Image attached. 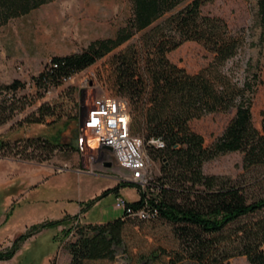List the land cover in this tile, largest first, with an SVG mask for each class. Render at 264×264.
Returning a JSON list of instances; mask_svg holds the SVG:
<instances>
[{
	"label": "rangeland",
	"instance_id": "obj_1",
	"mask_svg": "<svg viewBox=\"0 0 264 264\" xmlns=\"http://www.w3.org/2000/svg\"><path fill=\"white\" fill-rule=\"evenodd\" d=\"M200 12L222 19L228 30L242 39L236 55L221 70L244 85L252 97L251 124L258 129L259 111L264 105V53L256 0H204ZM130 16L129 0H51L0 26V101L12 102L13 106L0 123V140L4 142L0 148V251L9 249L14 239L29 232L33 224L61 219L60 224L40 229L20 241L13 255L1 259L0 264H67L65 244L74 239L76 225L103 219L102 210L109 211L116 196L134 200L138 192H157V186L164 182L156 152L145 146L154 186L145 190L127 186L126 172L109 158L100 162L89 146L88 133L80 129L92 98L122 97L111 95L108 90L103 64L112 54L135 43L140 32L131 33L120 45L56 86L44 89L32 81L50 58L79 53L94 40L113 37ZM165 56L187 73L198 71L211 60L204 47L191 40ZM13 80L18 84L9 99L3 90ZM39 104L49 108L44 124L33 123ZM232 114L208 113L191 119L188 125L207 146ZM43 136L63 145L43 143ZM201 171L239 184L247 196L264 195V164L242 168L238 151L203 161ZM114 186L118 187L110 190ZM123 187V195L117 193ZM97 200L98 205L93 206ZM172 230V225L159 218L124 220L113 259L84 264H142L141 258L154 249L177 248ZM261 247L264 249V243ZM165 262L166 257L161 255L149 264ZM226 264L248 263L243 256H233Z\"/></svg>",
	"mask_w": 264,
	"mask_h": 264
},
{
	"label": "trees",
	"instance_id": "obj_2",
	"mask_svg": "<svg viewBox=\"0 0 264 264\" xmlns=\"http://www.w3.org/2000/svg\"><path fill=\"white\" fill-rule=\"evenodd\" d=\"M49 1L0 0V26ZM129 2L131 16L113 37L94 40L79 53L50 58L32 81L44 89L56 86L120 45L131 33L140 32L135 43L108 57L103 72L111 95L127 100L130 133L144 141L150 137L162 140L163 148H147L156 152L167 184L160 183L157 192L146 195L147 191H142L136 199L125 200L133 210L143 202L153 206L156 215L151 219L120 214L103 223L76 225L74 239L65 244L67 264L112 260L114 247L121 242L124 220L156 218L173 226L178 246L170 251L154 249L141 258L142 264L161 255L166 257L165 264H226L233 256H243L248 264H264V195L247 196L239 184L201 171L203 161L232 151L241 153L242 168L264 164V105L257 129L251 124L252 97L244 85L221 70L236 55L242 39L232 34L222 19L201 14L204 0ZM256 5L264 53V0H256ZM187 40L200 43L211 55V60L194 73L185 72L165 56ZM17 84L13 80L4 88L14 90ZM2 101L0 123L13 108L12 102ZM48 110L39 104L33 123L44 124ZM226 111L233 114L223 130L212 143L203 146L202 137L190 130L189 121ZM40 138L54 147L63 145L55 139ZM3 143L0 140V148ZM149 185L154 186L149 182L146 188ZM60 223L61 219L33 224L29 232L14 239L9 249L0 251V260L10 258L19 242L29 235Z\"/></svg>",
	"mask_w": 264,
	"mask_h": 264
},
{
	"label": "built area",
	"instance_id": "obj_3",
	"mask_svg": "<svg viewBox=\"0 0 264 264\" xmlns=\"http://www.w3.org/2000/svg\"><path fill=\"white\" fill-rule=\"evenodd\" d=\"M13 92H16V89L3 90V94H6L9 99ZM80 129L94 138L95 145L89 146L94 148L100 162L105 163L107 158L111 159L118 168L126 172L124 181L145 190L151 181L148 170L150 158L145 151V146L150 145L155 149H161L163 147L159 145L163 142L153 137L144 141L140 136L130 133L127 100L124 97L92 98L81 119ZM81 137L80 135L79 139ZM113 207L119 210L120 214L142 220L151 219L156 215V209L146 202L133 210L120 196L115 197Z\"/></svg>",
	"mask_w": 264,
	"mask_h": 264
},
{
	"label": "crops",
	"instance_id": "obj_4",
	"mask_svg": "<svg viewBox=\"0 0 264 264\" xmlns=\"http://www.w3.org/2000/svg\"><path fill=\"white\" fill-rule=\"evenodd\" d=\"M101 189V188H100ZM99 189V190H100ZM123 190H124V187L123 188H119L118 189V192L117 193H119V194H121V195H123ZM122 191V192H121ZM108 194V193H107ZM126 198V197H125ZM127 199V198H126ZM134 199H136V198H134ZM99 201L100 200H97L94 204H93V206H95V205H98V203H99ZM128 201V200H127ZM120 215V211L119 210H117V209H115L113 206H112V208L108 211V210H102V216H103V219H101V220H98V221H95V222H91V223H103V222H106V221H109V220H111V219H114V218H116V217H118ZM85 223H88L89 221H84Z\"/></svg>",
	"mask_w": 264,
	"mask_h": 264
},
{
	"label": "bare ground",
	"instance_id": "obj_5",
	"mask_svg": "<svg viewBox=\"0 0 264 264\" xmlns=\"http://www.w3.org/2000/svg\"><path fill=\"white\" fill-rule=\"evenodd\" d=\"M90 139H92V144L90 143ZM90 139H89V144L92 145V146H94V145H95V140H94V138L90 137Z\"/></svg>",
	"mask_w": 264,
	"mask_h": 264
},
{
	"label": "clouds",
	"instance_id": "obj_6",
	"mask_svg": "<svg viewBox=\"0 0 264 264\" xmlns=\"http://www.w3.org/2000/svg\"><path fill=\"white\" fill-rule=\"evenodd\" d=\"M159 146H160V147H163V144L161 143Z\"/></svg>",
	"mask_w": 264,
	"mask_h": 264
}]
</instances>
